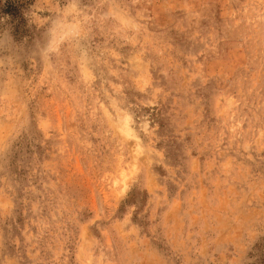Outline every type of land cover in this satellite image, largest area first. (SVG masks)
Returning <instances> with one entry per match:
<instances>
[{"label":"rangeland","instance_id":"1","mask_svg":"<svg viewBox=\"0 0 264 264\" xmlns=\"http://www.w3.org/2000/svg\"><path fill=\"white\" fill-rule=\"evenodd\" d=\"M3 3L0 264H264V0H79L90 65Z\"/></svg>","mask_w":264,"mask_h":264},{"label":"clouds","instance_id":"2","mask_svg":"<svg viewBox=\"0 0 264 264\" xmlns=\"http://www.w3.org/2000/svg\"><path fill=\"white\" fill-rule=\"evenodd\" d=\"M31 22L34 23L32 19ZM37 26L43 28V32L41 38L35 42L30 59L38 56L42 64H48L59 59L65 51H71L77 64L92 63L89 23L79 6V0H67L62 9L49 15L43 26ZM122 27L134 30L131 23L122 24ZM22 54V46L15 43L10 32H0V73L11 71Z\"/></svg>","mask_w":264,"mask_h":264},{"label":"trees","instance_id":"3","mask_svg":"<svg viewBox=\"0 0 264 264\" xmlns=\"http://www.w3.org/2000/svg\"><path fill=\"white\" fill-rule=\"evenodd\" d=\"M29 0H4L2 11L13 17H18L19 8Z\"/></svg>","mask_w":264,"mask_h":264}]
</instances>
